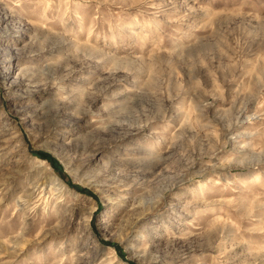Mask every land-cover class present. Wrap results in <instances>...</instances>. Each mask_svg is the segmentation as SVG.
I'll list each match as a JSON object with an SVG mask.
<instances>
[{
  "label": "rangeland",
  "instance_id": "rangeland-1",
  "mask_svg": "<svg viewBox=\"0 0 264 264\" xmlns=\"http://www.w3.org/2000/svg\"><path fill=\"white\" fill-rule=\"evenodd\" d=\"M0 264H264V0H0Z\"/></svg>",
  "mask_w": 264,
  "mask_h": 264
}]
</instances>
